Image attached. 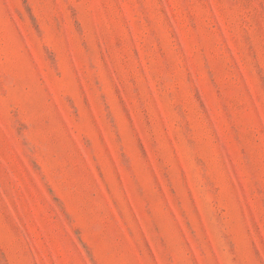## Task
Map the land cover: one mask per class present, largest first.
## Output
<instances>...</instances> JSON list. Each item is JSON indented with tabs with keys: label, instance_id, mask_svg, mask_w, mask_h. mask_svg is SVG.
<instances>
[{
	"label": "rangeland",
	"instance_id": "rangeland-1",
	"mask_svg": "<svg viewBox=\"0 0 264 264\" xmlns=\"http://www.w3.org/2000/svg\"><path fill=\"white\" fill-rule=\"evenodd\" d=\"M0 264H264V0H0Z\"/></svg>",
	"mask_w": 264,
	"mask_h": 264
}]
</instances>
